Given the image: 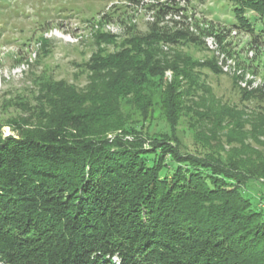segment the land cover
<instances>
[{
    "label": "trees",
    "instance_id": "1",
    "mask_svg": "<svg viewBox=\"0 0 264 264\" xmlns=\"http://www.w3.org/2000/svg\"><path fill=\"white\" fill-rule=\"evenodd\" d=\"M229 1L239 3L233 31L264 49V0ZM177 6L168 0L153 8L165 20L181 16ZM149 31L132 44L143 47L146 63H117L97 106L59 107L55 122L24 136L0 131V264H264V147L241 142L222 157L214 147L202 145L206 155L191 153L156 137L146 147L142 131L150 124L144 122L124 135L103 136L109 131L104 118L117 112L112 99L135 94V106L147 113L149 77L176 70L151 63L156 47L190 39L157 23ZM176 90L171 85L163 102L169 130L163 138L175 136L185 108ZM244 95L264 101V86ZM202 115L197 111L200 124L216 121L207 130L216 139L227 117ZM208 134L199 132L195 141Z\"/></svg>",
    "mask_w": 264,
    "mask_h": 264
},
{
    "label": "rangeland",
    "instance_id": "2",
    "mask_svg": "<svg viewBox=\"0 0 264 264\" xmlns=\"http://www.w3.org/2000/svg\"><path fill=\"white\" fill-rule=\"evenodd\" d=\"M167 2L0 0V131L6 137L24 136L55 122L59 107L97 106V93L104 94L107 81L119 71L117 63L127 59L146 63L143 47L139 52L132 44L150 36L157 23L165 33L182 32L191 40L156 47L151 63H172L176 70L149 77L153 88L147 90V113L135 106V94L112 99L118 101L117 112L114 118H104L109 131L103 136L124 135L144 122L150 124L142 131L149 138L146 147L153 137L191 153L206 155L202 145L214 147L221 157L230 148L241 147V142L245 147H264V101L244 95L264 86V49L256 50L246 32L233 31L238 1L178 0L181 16L158 20L153 7ZM255 27L259 31L261 22ZM120 53L122 60H113ZM171 85L177 87L175 95L185 108L169 139L161 135L169 132L163 102ZM197 111L202 116L225 114L216 139L207 131L216 121L200 124ZM199 132L207 133L208 140L198 144Z\"/></svg>",
    "mask_w": 264,
    "mask_h": 264
}]
</instances>
